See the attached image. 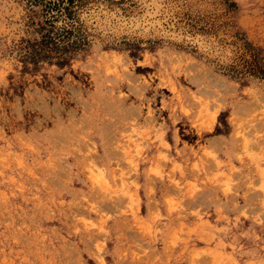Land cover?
I'll use <instances>...</instances> for the list:
<instances>
[{"label": "rangeland", "instance_id": "374dc122", "mask_svg": "<svg viewBox=\"0 0 264 264\" xmlns=\"http://www.w3.org/2000/svg\"><path fill=\"white\" fill-rule=\"evenodd\" d=\"M61 27L82 50L23 56ZM241 35L264 58V0H0V264H264Z\"/></svg>", "mask_w": 264, "mask_h": 264}, {"label": "trees", "instance_id": "16d2710c", "mask_svg": "<svg viewBox=\"0 0 264 264\" xmlns=\"http://www.w3.org/2000/svg\"><path fill=\"white\" fill-rule=\"evenodd\" d=\"M45 12L48 13L47 10ZM49 22L51 21L48 18L44 20L46 24ZM240 40V45L237 44L236 46L237 51L235 56L237 59L226 67L230 76L254 75L260 79H264V58L258 55L256 47L251 45L244 36L241 35ZM25 41L26 44L21 48L24 57L34 60L43 58L48 60L55 59L57 61L64 60L70 53L79 52L85 43L83 39L73 36L69 27H61L60 31L52 34L48 32L41 33L37 38L32 39V42L29 40Z\"/></svg>", "mask_w": 264, "mask_h": 264}]
</instances>
